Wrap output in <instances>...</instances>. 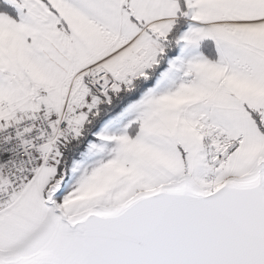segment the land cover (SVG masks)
<instances>
[{"label": "snow or ice", "instance_id": "1", "mask_svg": "<svg viewBox=\"0 0 264 264\" xmlns=\"http://www.w3.org/2000/svg\"><path fill=\"white\" fill-rule=\"evenodd\" d=\"M0 264H264V0H0Z\"/></svg>", "mask_w": 264, "mask_h": 264}]
</instances>
